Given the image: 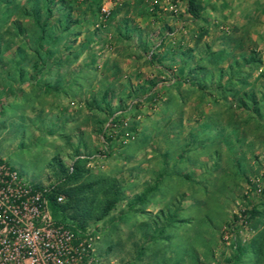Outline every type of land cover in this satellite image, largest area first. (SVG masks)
Masks as SVG:
<instances>
[{
    "label": "rangeland",
    "instance_id": "obj_1",
    "mask_svg": "<svg viewBox=\"0 0 264 264\" xmlns=\"http://www.w3.org/2000/svg\"><path fill=\"white\" fill-rule=\"evenodd\" d=\"M60 1H52L54 12L72 7L78 35L69 38L72 61L53 65L43 78L56 84L63 76L66 92L25 84L22 97L13 98L10 90L7 98L2 94L1 101L10 105L0 108V157L22 179L52 186L61 178L60 163L71 168L78 149L80 157H88L90 173L117 180L123 199L104 219L88 225L97 236V253L108 262L264 264V127L243 123L234 103L233 113L227 110L234 99L213 91L216 75L209 93L192 86L186 73L194 62L206 64V49L225 48L223 67L233 57L240 60L241 53H255L259 66L238 68L250 73L251 86L264 91V0H199L204 9L197 20L186 12L187 0ZM103 4L110 8L108 15L101 11ZM10 18L1 23L0 33L11 27ZM153 54L157 57L151 59ZM78 69L81 85L68 83ZM3 72L0 68V91ZM228 81L227 75L220 80ZM108 86L112 107L123 98L113 114L116 121L90 103ZM215 116L223 124H237L240 142L227 130H211ZM187 132L197 140L178 159L184 136L190 138ZM142 138L143 143L136 142ZM210 140L204 147L212 151L200 148ZM228 142L233 154L226 150ZM239 154L245 155L241 166L247 178L232 173L228 159ZM164 167L174 173L162 176L156 192H146L144 202L129 208ZM188 172L193 179L182 177ZM252 208L259 212L255 217ZM260 231L261 253L249 249L234 261L237 246L248 247Z\"/></svg>",
    "mask_w": 264,
    "mask_h": 264
},
{
    "label": "trees",
    "instance_id": "obj_2",
    "mask_svg": "<svg viewBox=\"0 0 264 264\" xmlns=\"http://www.w3.org/2000/svg\"><path fill=\"white\" fill-rule=\"evenodd\" d=\"M29 5L23 7L18 4L17 0H0V31L3 29L2 22L9 21L11 27H6L3 33H0V68L6 71L1 74L2 91H0V108L9 106L10 103H3L1 101L2 94H5L6 98L9 96L7 90L12 92L13 98L22 97L24 95V85L31 84L34 86L42 87L46 90H51L55 93L66 92L63 76L58 77L56 84H50L45 78V74L51 71V67L54 65H68L72 60V51H69L70 40L72 35H78V32H74V28L78 25L77 18L72 16V7L69 6L61 8L54 12L52 7L53 0H43L42 5H38L37 0H28ZM62 3V0L60 1ZM204 6L199 0H187L186 12L193 20H197L201 17V13ZM16 14V17L12 16ZM28 19V26L23 19ZM5 34V35H3ZM225 48L210 51L206 49L205 62L195 63L187 67V77L191 80L192 86L212 92L210 89L211 81L216 75L215 86L212 88L223 99L228 95L233 97V101L228 105L227 110L232 109V103L238 110V113H242V121L245 124L251 126L264 127V91L257 90L246 81V78L250 76V73L243 71V67L259 66L260 59L252 53L246 56L244 53L240 54V60L232 58L226 66L221 64L226 61ZM4 57V58H3ZM156 54H153L152 58H156ZM243 66L242 69L238 68ZM82 69H78L67 82L81 85V82L77 79L80 77ZM216 71V74H214ZM19 74V81L17 80ZM224 75L229 78L228 82L221 83L220 80ZM77 81V82H75ZM17 84V86L14 85ZM113 90L106 88L98 97L92 96L91 106L95 110H103L108 117H112L111 121H116L118 115L113 116L117 109L121 108L123 98L119 97V103L117 107H112L107 99L109 93ZM104 102L105 107L100 105L98 101ZM89 101V100H88ZM233 113V110H231ZM239 115V114H238ZM216 117V116H215ZM214 124L211 130L216 133H227L236 142H240V134L243 137V132H240L237 124L231 120L225 124L217 117L213 118ZM99 122L102 123L101 120ZM208 126V124H204ZM211 128V127H210ZM229 129V130H228ZM244 130V129H243ZM212 131V133H213ZM210 134V133H209ZM239 134V135H238ZM190 137L189 140L185 137L186 146L182 148L179 158H185V153L190 150L191 145L196 142V138L191 136V132H187ZM187 136V137H188ZM145 138L137 140V143H143ZM214 142H203L200 145L201 149L209 152L212 148L204 147L205 145ZM226 150L229 154H233L232 145L228 142L225 144ZM218 147V146H217ZM199 148V149H200ZM71 164V168H66L60 163L61 178L59 182L52 185V189L48 195L49 205L52 208L55 218L62 220L66 224L72 226L74 230H84L91 222H96L104 219L109 212L116 206L117 202L123 199V187L114 178L92 174L85 167L86 162L89 160L87 156L80 157V152ZM214 155H218L217 148L213 151ZM167 152L163 154L165 157ZM245 159L244 154H239L236 158H230L229 163L234 175H242L247 178L244 168L241 166V161ZM209 172V170L207 171ZM174 173V168H170L167 172L166 167L160 171V175L154 180V184L150 186L142 194L135 196L134 200L129 201V208L144 202L146 192H156L158 185L161 182V177L164 175H171ZM192 172L182 174V177L186 179H193ZM180 175V174H179ZM62 194L64 196L63 202L56 200V195ZM180 208V207H177ZM181 209V208H180ZM259 212L256 208L250 210V216L255 217ZM60 220V221H61ZM176 220H171L174 222ZM170 224V221L166 225ZM163 226L161 229L152 234V239H157L161 235ZM263 236V231L257 233V235L251 240L248 247L237 246L233 260L237 261L243 253L249 251L258 254L260 250V239ZM260 242V243H259Z\"/></svg>",
    "mask_w": 264,
    "mask_h": 264
},
{
    "label": "built area",
    "instance_id": "obj_3",
    "mask_svg": "<svg viewBox=\"0 0 264 264\" xmlns=\"http://www.w3.org/2000/svg\"><path fill=\"white\" fill-rule=\"evenodd\" d=\"M101 11L108 15L110 8L103 4ZM51 189L22 179L0 157V264H113L97 253L93 229L74 230L54 219Z\"/></svg>",
    "mask_w": 264,
    "mask_h": 264
}]
</instances>
